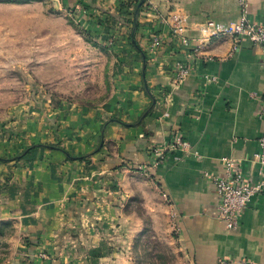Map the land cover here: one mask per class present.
<instances>
[{
  "label": "crops",
  "instance_id": "crops-1",
  "mask_svg": "<svg viewBox=\"0 0 264 264\" xmlns=\"http://www.w3.org/2000/svg\"><path fill=\"white\" fill-rule=\"evenodd\" d=\"M137 1L22 3L36 7L44 20L51 2L59 13L53 23L62 27L54 26L55 31L71 35L66 17L80 13L82 23L105 31L113 16L126 23L131 15L122 5H130L132 12ZM247 2L249 19L264 22V0ZM145 6L139 31L160 35L158 54L150 59L141 44L114 48L132 51L116 57L118 84L111 97L100 108L82 105L66 111L61 128L53 129L58 146L74 159L37 146L55 140L45 141L48 125L40 122L27 127L30 135L11 158L3 155L8 149L0 150V230L13 227L8 238L13 264H113L110 252L97 250L109 241L114 225L131 226L138 236L146 225L163 227L175 264H217L223 258L264 264V192L252 199L239 228L231 231L218 218L219 197L210 180L223 174L225 157L236 159L253 182L260 180L253 159L264 134L261 50L246 39L235 51L233 38L214 40L202 48L212 59L197 62L193 74L176 85L174 65L190 60L189 48L160 18L183 8L195 20L226 23L239 18V0H148ZM207 73L218 82L209 83ZM177 133L194 153L180 159L181 153H174L152 167L151 150Z\"/></svg>",
  "mask_w": 264,
  "mask_h": 264
},
{
  "label": "rangeland",
  "instance_id": "rangeland-1",
  "mask_svg": "<svg viewBox=\"0 0 264 264\" xmlns=\"http://www.w3.org/2000/svg\"><path fill=\"white\" fill-rule=\"evenodd\" d=\"M22 1L0 0V150L8 149L3 154L8 159L23 147L30 135L27 127L35 122L48 125L43 134L50 137L45 141L55 140L46 144L60 145L53 129L61 128L66 111L82 105L103 107L118 84L116 57L132 51L114 50L117 45L131 44V23L111 19L107 29L99 31L87 21L82 23L84 16L79 13L65 18L73 26L72 34H58L55 28L62 27L54 25L52 16L59 13L51 2L43 20L36 7ZM154 35L160 36L139 31L136 41L145 49ZM12 228L1 227L0 264L14 263L8 240ZM145 228L138 236L131 226H110L109 241L97 251L110 252L108 259L113 264H175L164 228Z\"/></svg>",
  "mask_w": 264,
  "mask_h": 264
},
{
  "label": "built area",
  "instance_id": "built-area-1",
  "mask_svg": "<svg viewBox=\"0 0 264 264\" xmlns=\"http://www.w3.org/2000/svg\"><path fill=\"white\" fill-rule=\"evenodd\" d=\"M241 14L238 19L229 22H218L214 19L204 21L195 20L185 9L175 8L161 21L169 32L186 48H189V61L176 62L174 65V83L180 85L194 72L197 62L211 60L202 54V48L208 43L223 38L234 39V51L238 45L249 40L261 50V65L264 77V22H255L248 17L247 0H239ZM162 40L160 36L150 37L147 54L150 59L156 58ZM209 83L218 82V77L207 73L204 75ZM259 118L264 119V92L260 99ZM260 151L254 155V162L259 166L260 180L253 182L240 170V163L225 157L222 159L223 174L211 177L219 197L218 218L226 225L227 229L236 231L239 228L240 216L252 199L264 192V134L259 138ZM154 157L152 167L165 163L171 154H179L176 159L194 153L192 145L177 133L167 143L157 145L152 150ZM183 155V156H182ZM147 168V167H145ZM217 264H234L229 259H220Z\"/></svg>",
  "mask_w": 264,
  "mask_h": 264
},
{
  "label": "trees",
  "instance_id": "trees-1",
  "mask_svg": "<svg viewBox=\"0 0 264 264\" xmlns=\"http://www.w3.org/2000/svg\"><path fill=\"white\" fill-rule=\"evenodd\" d=\"M143 5L144 4H142V2H141V0H138L136 3H135V5H134V10L132 11V12H130L129 11V8H128V6H126V5H122V9L123 8H125L124 9V11L123 12H125L126 14H129V15H131L130 16V18L128 19V18H124L125 20H126V22L127 23H131V25H132V30H131V35H130V38H131V43L133 44V45H135L136 47H138L139 48V43L136 41V36H137V33H138V31L140 30V28H141V23L139 22V15H140V12H141V9L143 8ZM125 6V7H124ZM122 11V10H121ZM110 19H113V20H116V17H111ZM148 115H149V111H148ZM37 146H42V147H50V148H53V149H58V150H61L62 152H64L66 155H67V157L69 158V159H74L65 149H63V148H61V147H59V146H55V145H37ZM36 147V146H35ZM33 148V147H32ZM31 148H29L28 150H30ZM28 150L27 151H25L24 153H23V155L26 153V152H28ZM22 155V156H23ZM82 159H85V158H82ZM4 160H6V159H4Z\"/></svg>",
  "mask_w": 264,
  "mask_h": 264
},
{
  "label": "water",
  "instance_id": "water-1",
  "mask_svg": "<svg viewBox=\"0 0 264 264\" xmlns=\"http://www.w3.org/2000/svg\"><path fill=\"white\" fill-rule=\"evenodd\" d=\"M148 0H141L142 4L146 3Z\"/></svg>",
  "mask_w": 264,
  "mask_h": 264
}]
</instances>
